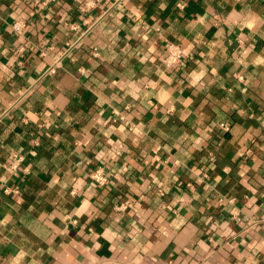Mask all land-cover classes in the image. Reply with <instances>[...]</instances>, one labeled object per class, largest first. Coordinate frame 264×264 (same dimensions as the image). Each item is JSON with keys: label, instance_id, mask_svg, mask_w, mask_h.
<instances>
[{"label": "crops", "instance_id": "0c3cea01", "mask_svg": "<svg viewBox=\"0 0 264 264\" xmlns=\"http://www.w3.org/2000/svg\"><path fill=\"white\" fill-rule=\"evenodd\" d=\"M0 264H264V0H0Z\"/></svg>", "mask_w": 264, "mask_h": 264}, {"label": "built area", "instance_id": "2783aa9c", "mask_svg": "<svg viewBox=\"0 0 264 264\" xmlns=\"http://www.w3.org/2000/svg\"><path fill=\"white\" fill-rule=\"evenodd\" d=\"M184 6L183 2L180 1L177 3V7L182 9ZM25 27H26V24L23 20H14L12 23H11V28L12 30L15 32V34L17 35H20V36H23L24 35V31H25ZM181 48L178 44H175L173 42H166L165 44V56L162 60L163 64L165 66H173V65H176V64H179L180 61H181ZM63 55H66V51L63 52L59 58H56L55 61H54V64L52 67H50L47 72H52L54 67L56 65L59 64V60H60V57L63 56ZM239 79H241L240 76H238ZM220 127L224 130V131H227L229 126L227 123H221L220 124ZM16 160H20V158H17ZM12 168H15L16 165L13 164L11 165ZM90 177L92 178V180L97 184V185H103L105 183V177L102 173V170L101 168H95L94 170L91 171L90 173ZM203 177L205 178L206 175L203 174ZM9 191H14L16 192L15 189H10L8 187H3V192L5 193H8ZM158 193L161 195L162 194V191L161 190H158ZM125 206V204H123ZM234 219L237 220V217L233 216Z\"/></svg>", "mask_w": 264, "mask_h": 264}]
</instances>
